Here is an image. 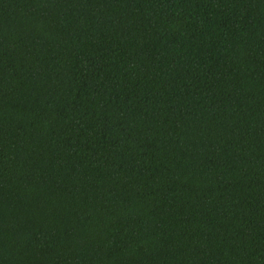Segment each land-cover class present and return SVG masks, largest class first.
I'll return each mask as SVG.
<instances>
[{
	"label": "trees",
	"instance_id": "16d2710c",
	"mask_svg": "<svg viewBox=\"0 0 264 264\" xmlns=\"http://www.w3.org/2000/svg\"><path fill=\"white\" fill-rule=\"evenodd\" d=\"M0 264H264V0H0Z\"/></svg>",
	"mask_w": 264,
	"mask_h": 264
}]
</instances>
